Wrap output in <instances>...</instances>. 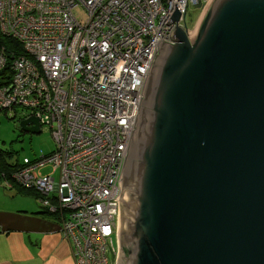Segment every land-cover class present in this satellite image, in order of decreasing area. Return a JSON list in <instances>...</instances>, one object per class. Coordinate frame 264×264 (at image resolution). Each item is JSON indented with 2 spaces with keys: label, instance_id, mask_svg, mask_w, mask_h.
Segmentation results:
<instances>
[{
  "label": "water",
  "instance_id": "obj_1",
  "mask_svg": "<svg viewBox=\"0 0 264 264\" xmlns=\"http://www.w3.org/2000/svg\"><path fill=\"white\" fill-rule=\"evenodd\" d=\"M178 18L121 168L116 264H264V0H207L189 32Z\"/></svg>",
  "mask_w": 264,
  "mask_h": 264
},
{
  "label": "built area",
  "instance_id": "obj_2",
  "mask_svg": "<svg viewBox=\"0 0 264 264\" xmlns=\"http://www.w3.org/2000/svg\"><path fill=\"white\" fill-rule=\"evenodd\" d=\"M206 2L0 0V34L21 48L0 47V112L26 110L54 143L11 179L58 221L73 264H116L119 176L145 77L174 5L187 32V7Z\"/></svg>",
  "mask_w": 264,
  "mask_h": 264
},
{
  "label": "crops",
  "instance_id": "obj_3",
  "mask_svg": "<svg viewBox=\"0 0 264 264\" xmlns=\"http://www.w3.org/2000/svg\"><path fill=\"white\" fill-rule=\"evenodd\" d=\"M36 197L0 184V264H73L58 221L29 206Z\"/></svg>",
  "mask_w": 264,
  "mask_h": 264
},
{
  "label": "rangeland",
  "instance_id": "obj_4",
  "mask_svg": "<svg viewBox=\"0 0 264 264\" xmlns=\"http://www.w3.org/2000/svg\"><path fill=\"white\" fill-rule=\"evenodd\" d=\"M201 8L188 6L185 14V29L187 32L191 30L195 24ZM83 12V11H82ZM77 9L75 11L78 18H82L83 13ZM28 115L26 110L11 109L9 111L0 112V151L2 152V160L5 164H18L23 159H36L41 155H48L54 150V143L49 131L42 127L38 134L23 133L18 127L21 119ZM50 171L49 166L41 169V173L46 174ZM53 178L57 180L58 173H54ZM7 183L8 187H18L12 179L10 181L0 182L1 185ZM5 191V190H4ZM29 206L41 211V208L34 199H30Z\"/></svg>",
  "mask_w": 264,
  "mask_h": 264
},
{
  "label": "trees",
  "instance_id": "obj_5",
  "mask_svg": "<svg viewBox=\"0 0 264 264\" xmlns=\"http://www.w3.org/2000/svg\"><path fill=\"white\" fill-rule=\"evenodd\" d=\"M201 6H203L201 3H199L196 8H201ZM0 47H2L3 50H5V52H7L6 50H14L17 51L18 53L21 52V48L19 46V44L7 37H4L0 34ZM10 57H8L9 59ZM5 74H8L7 72V67L0 72V76L4 77ZM0 85H2V83H0ZM19 164H5L2 160V152L0 151V180L2 182L4 181H10L11 180V175L13 172L16 171V169L19 167ZM19 191H23V189L21 188H17Z\"/></svg>",
  "mask_w": 264,
  "mask_h": 264
}]
</instances>
